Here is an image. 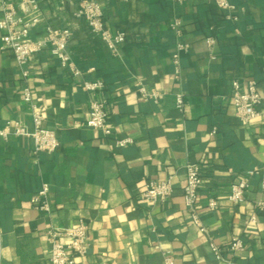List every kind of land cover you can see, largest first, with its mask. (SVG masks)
Wrapping results in <instances>:
<instances>
[{
	"label": "crops",
	"instance_id": "obj_1",
	"mask_svg": "<svg viewBox=\"0 0 264 264\" xmlns=\"http://www.w3.org/2000/svg\"><path fill=\"white\" fill-rule=\"evenodd\" d=\"M98 1L106 25L126 33L119 54L75 15L79 0H38L25 14L71 29L68 51L81 75L44 48L29 60L25 76L0 38V124L20 118L31 126L30 105L21 97L29 87L60 142L54 152L35 153L29 136H0V264H51L47 228L82 221L89 224L90 245L77 264H163L166 254L177 264H223L185 205L188 162L201 165L197 208L223 255L239 264H264V211L256 207L264 198V105L245 122L230 99L232 80L243 89L255 80L264 95V0H229L236 19L216 0ZM174 17L181 35L170 26ZM41 34L37 29L31 36ZM179 41L189 48L180 51L176 76ZM95 78L105 84L101 96L112 130L107 136L87 125L92 94L82 83ZM137 79L162 92L158 101L140 97ZM178 93L184 95L182 110ZM124 136L134 141L117 146ZM254 167L258 172L244 201L232 202L231 184ZM168 178V199L142 198L148 180ZM43 182L50 186L49 212L31 201ZM210 198L217 199V208L208 207ZM254 213L256 221L249 222ZM234 236L245 246L232 254Z\"/></svg>",
	"mask_w": 264,
	"mask_h": 264
},
{
	"label": "built area",
	"instance_id": "obj_2",
	"mask_svg": "<svg viewBox=\"0 0 264 264\" xmlns=\"http://www.w3.org/2000/svg\"><path fill=\"white\" fill-rule=\"evenodd\" d=\"M183 1V0H179ZM219 7L226 10L228 18L236 19L234 14L235 5L229 0H216ZM38 7V0H19L12 2L9 0H1L0 4V38L4 48L10 49L14 54L15 63L21 67L23 75L27 76L29 70L27 63L39 51L44 48L58 58L61 65L67 68L71 74L81 75V69L76 65L68 51V43L71 37V29L66 26H55L51 23H43L41 16H33L30 19L25 18V14ZM77 17L83 18L90 31L103 40L108 48L114 53L119 54V46L126 40V33L122 30H113L106 25L102 6L98 0H79L78 8L75 11ZM180 19L174 17L170 21L171 28L181 35L179 29ZM40 29L42 34L33 38L31 33L33 30ZM207 45L212 50L214 38H207ZM189 44L179 41L176 44V50L173 53V62L176 65V76L179 75V58L180 51L187 50ZM214 57V54L211 55ZM232 93L230 96L231 103L235 107L236 115L243 121L249 122L260 115L259 105H264V95H262L257 87L255 80H250L246 89L241 88L238 80H232ZM105 84L101 78L83 79L82 88L90 92L89 117L87 125L100 129L105 136L109 135L112 130L108 123L109 111L107 99L101 96ZM134 86L140 97L144 100L152 99L158 101L162 92L155 87H150L143 83L141 79L134 82ZM24 102L28 103L31 108V126L24 120L18 118L8 120L4 124H0V136L6 138L10 134L15 136H29L33 139L34 152H54L60 142L56 132L46 125V115L38 101L34 98L29 87H25L21 95ZM185 105L183 93L176 95V106L183 109ZM216 128L212 130V133ZM134 140L131 136H124L116 140L119 147L128 145ZM262 167H264V150ZM186 168V182L183 188V198L185 205L190 212L194 223L199 230L206 234L211 251L216 258L223 261V264H239L233 256L225 257L222 247L214 240L211 232L202 223L197 202L199 198V190L203 183L201 165L198 162H188ZM258 172V168L254 167L247 172V176L233 182L230 187L228 198L235 203L244 201L245 192L250 185L251 177ZM264 188V179L262 181ZM50 186L48 182H43L37 192L31 196L34 206L44 212H49L50 202L48 193ZM173 192V182L168 179H150L146 182L145 188L141 193L142 198L150 203L157 201H165ZM218 206L216 198H210L208 207L215 209ZM256 207L264 211V198L257 201ZM256 214L250 215L248 221L255 222ZM89 224L80 222L79 224L66 228H56L50 226L46 230V234L51 242L50 262L51 264H77L79 259L83 258L90 245ZM0 232V249H1ZM244 240L240 236H234L229 248L232 254L244 248ZM163 264L175 263L171 254H166Z\"/></svg>",
	"mask_w": 264,
	"mask_h": 264
}]
</instances>
